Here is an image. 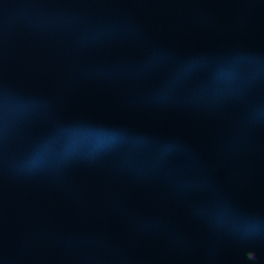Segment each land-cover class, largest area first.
Returning a JSON list of instances; mask_svg holds the SVG:
<instances>
[{"label": "rangeland", "instance_id": "obj_1", "mask_svg": "<svg viewBox=\"0 0 264 264\" xmlns=\"http://www.w3.org/2000/svg\"><path fill=\"white\" fill-rule=\"evenodd\" d=\"M91 1L11 12L0 0V264H264V233L241 239L236 225L264 214L262 90L240 98L198 71L169 86L172 67L133 46L101 63ZM188 18L181 55H264V0L198 3ZM76 119L178 139L193 156L131 155L120 139L106 157L59 160L47 140Z\"/></svg>", "mask_w": 264, "mask_h": 264}, {"label": "trees", "instance_id": "obj_2", "mask_svg": "<svg viewBox=\"0 0 264 264\" xmlns=\"http://www.w3.org/2000/svg\"><path fill=\"white\" fill-rule=\"evenodd\" d=\"M211 1L92 0L88 19L95 25L94 43L99 50V61H117L129 46H133L148 53L149 60L172 67L169 86L183 77L184 72L198 71L207 78L204 87L238 89L240 98L249 97L254 90H262L264 105V55L238 53L235 59L219 63L210 56L180 54V47L191 37L196 26L195 22L189 20L188 12L198 3L208 5ZM60 124L47 140V146L58 144L59 160L80 155L85 158L106 157L119 145L120 139L122 148L131 155L155 148L159 159L171 154L187 159L193 156L187 155L190 146L187 149L175 146L180 143L178 139H160L151 134L87 120L76 119ZM189 167L192 168V165L188 164L183 169ZM219 189L229 194L223 188ZM241 217L236 220V225H242V231L248 227L246 233H251L249 237L242 234L241 239H259L260 233H264V214L249 210Z\"/></svg>", "mask_w": 264, "mask_h": 264}, {"label": "built area", "instance_id": "obj_3", "mask_svg": "<svg viewBox=\"0 0 264 264\" xmlns=\"http://www.w3.org/2000/svg\"><path fill=\"white\" fill-rule=\"evenodd\" d=\"M8 2V8L10 9V11L12 12L15 8H16V4L18 2V0H6ZM10 21V18H8Z\"/></svg>", "mask_w": 264, "mask_h": 264}]
</instances>
